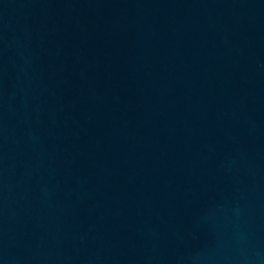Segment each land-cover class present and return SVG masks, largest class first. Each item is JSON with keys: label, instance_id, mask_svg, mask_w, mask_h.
Returning a JSON list of instances; mask_svg holds the SVG:
<instances>
[{"label": "water", "instance_id": "water-1", "mask_svg": "<svg viewBox=\"0 0 264 264\" xmlns=\"http://www.w3.org/2000/svg\"><path fill=\"white\" fill-rule=\"evenodd\" d=\"M0 264H264V0H0Z\"/></svg>", "mask_w": 264, "mask_h": 264}]
</instances>
